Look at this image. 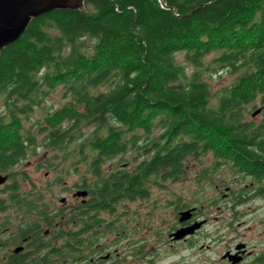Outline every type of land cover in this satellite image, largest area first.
Masks as SVG:
<instances>
[{"label":"trees","instance_id":"16d2710c","mask_svg":"<svg viewBox=\"0 0 264 264\" xmlns=\"http://www.w3.org/2000/svg\"><path fill=\"white\" fill-rule=\"evenodd\" d=\"M177 54L193 68L189 75ZM223 73L235 75L232 83L211 92L204 77ZM58 88L63 105L26 128L28 116ZM0 98L6 180L3 174L38 147L61 153L69 167L78 157L93 178L83 180L89 200L108 210L118 200L146 197L151 185L178 180L210 154L216 168L262 185L260 193L264 115L258 126L246 117L256 100L264 107V0H87L81 11L47 13L0 53ZM128 153L132 169L122 164ZM7 191L13 207L33 216L18 239H31L41 223L61 217L62 243L34 249L52 247V257L73 261L81 243L76 235L92 228L90 202L80 204L79 224L75 213H52L40 196L21 193L16 181ZM4 204L0 198L1 212ZM66 224L73 226L65 231ZM27 255L4 264L51 263L46 254Z\"/></svg>","mask_w":264,"mask_h":264},{"label":"rangeland","instance_id":"374dc122","mask_svg":"<svg viewBox=\"0 0 264 264\" xmlns=\"http://www.w3.org/2000/svg\"><path fill=\"white\" fill-rule=\"evenodd\" d=\"M212 57V55L207 57V61ZM175 62L187 68L188 75L191 73L193 68L185 63L183 54H177ZM234 77L235 75L223 73L220 76H205L204 79L210 85L211 92H215L221 87L230 85ZM63 102L62 92L58 88L33 110L24 126L31 127L46 113L59 109ZM260 105L259 100L253 104L255 110ZM255 110L251 109L246 119L253 126H258L262 116L252 117ZM4 111L3 100L0 98V114ZM54 156L55 159H53ZM60 157L61 153L44 152L43 148L38 147L35 155L27 154L26 159L11 172L3 174L8 175V179L0 185V198H3L5 202L3 207L5 211H0V264H4L8 260L9 254L22 244L18 236H22L21 230L33 219V216L26 215L24 211L21 212L13 207V203L9 199L11 193L7 191L13 181H16L19 191L29 195V198L40 196L41 200L38 203L48 205L49 211L52 213H74L75 210L81 208L80 204L83 205L82 199L73 197V194L86 189L83 186V180L89 183L93 178L91 174L87 173L85 165L78 162V157L75 158L74 168L69 167V162H62ZM132 157L133 153L122 156V164H127L128 168L132 169L134 167ZM118 162L119 159L111 162L110 165L114 166ZM49 163L52 164L50 168L46 166ZM261 186L249 178L238 176L226 167L216 168L212 155L209 154L201 158L199 162L190 163L178 180L166 181L162 187L151 185L146 197L136 198L133 201L118 200L117 203L111 204L113 205L112 209H95L96 203L89 200L87 195L84 199L90 202L94 217L89 219L88 224H91L92 228L76 235L77 241L81 242L77 249L78 254H76L79 256L78 261H71L69 258V260H63V258L57 260L50 257L51 263L48 264H96V262L92 263L91 259L96 260L98 264H147L148 260H155L156 264H182L180 260H195L190 255L187 244L175 245L174 251L166 249L164 239L167 229L160 226L162 225L161 220L164 218L163 215L176 209L192 207L211 210L237 209L248 211L239 212L238 219L264 220V190L260 193L254 192ZM244 194H248V197L237 201L239 196ZM239 202L240 204H238ZM256 210L259 212H249ZM214 214L216 215L217 212ZM223 217L229 218L226 213L223 214ZM60 221L63 222V218L56 217L52 221V225L41 223L39 231L34 234V242L30 241L24 253L31 252L34 246L40 242H44L45 245L51 244L53 247L58 243L61 244L65 233L60 230ZM262 224L251 223L249 225L246 223L245 226L223 230L217 235V239H219L217 243L202 240L200 243L210 246V250L204 251V255L211 260H218L219 256L224 254L223 249L232 247V244L237 240L250 242L256 246L258 252L263 253L264 233L261 238H254L253 235L262 233L264 222ZM72 226L66 224L64 230L68 231ZM208 229H211L210 225ZM253 229L254 231H250ZM80 230L81 227L74 231ZM45 231L49 232L50 237L44 236ZM61 233L62 237H59ZM46 252L47 250L42 247L36 252L33 251L34 255H29L28 258H39ZM107 252H111L113 255L117 253L115 260L105 262L104 257Z\"/></svg>","mask_w":264,"mask_h":264},{"label":"flooded vegetation","instance_id":"af4514ba","mask_svg":"<svg viewBox=\"0 0 264 264\" xmlns=\"http://www.w3.org/2000/svg\"><path fill=\"white\" fill-rule=\"evenodd\" d=\"M259 115L261 116L264 115V107H262L261 113ZM257 116H255L254 118H256ZM256 190H254V192H256ZM246 197H248V194L240 195L237 201L244 200ZM81 199H82L81 201L83 200L86 201V199L84 198H81ZM82 204H84V202H82ZM84 211L85 209H77L74 211L76 215L75 221L79 224L85 219L81 215ZM186 211H189L188 213L189 217L187 216L188 217L187 219H185L184 221H180L179 220L180 214ZM216 212L217 214L215 215L214 213ZM239 212H248V211H240L237 209L211 210V209L192 207V208L176 209L169 214H164L163 215L164 218L161 220L162 225L160 226H162V228L167 229V232L165 234V239H164L165 247L168 251H174L176 249L175 245L187 244V248L190 251V255L194 257L195 260H180L181 261L180 263L182 264H264V252L263 253L258 252L255 245L245 240H237L234 242V244H232V247L223 249L224 254H221L218 260H211L206 255H204L205 254L204 251L208 252L210 250V246L200 243L202 240H209V241H212V243H217L219 241V239H217V235L223 230L232 229L234 227H240L241 225L245 226L246 223H248L249 225L251 223H256V225H263L262 223L264 222V220L246 221L243 218L238 219ZM249 212L257 213L259 211L256 210V211H249ZM224 213H226L229 216V218L225 219L223 217ZM88 214H89V218L87 219L91 220L92 217H94L93 212H89ZM197 224H200V225L192 233H188L180 239H175L173 237V234L177 230L189 228ZM209 225L211 226V229H208ZM250 231H254V229ZM263 233H264V230L262 231L261 234H253L254 238H257V237L261 238L263 236ZM44 236L50 237L49 232L45 231ZM28 238L29 236L20 237L19 241H21L22 244L17 247H21L22 249L16 254L15 253L9 254L8 257L10 258L13 255H26L24 253L25 248L30 243L33 236L29 240ZM239 244H244V247L240 250L237 249L236 247ZM49 248L50 247L45 248V250H47L45 254L48 255L45 258V260H50V257L53 256V254L50 251L52 247L50 248V250ZM162 249H164V246H162ZM33 251L36 252V250L33 248L31 252L30 251L28 252L27 258L29 257V255L30 256L34 255ZM76 254H78V251H76ZM224 255L226 256V258H223ZM230 255L234 257L232 259H239V260L235 262L234 260H229L228 257ZM116 256H117V253L113 255V253L107 252L104 257V260L105 262H108L110 260H115ZM78 259H79V256L76 255L74 260L77 262ZM27 260H35V259L32 257V258H28ZM91 262L92 263L96 262V264H98L96 260L91 259ZM147 264H156V261L148 260Z\"/></svg>","mask_w":264,"mask_h":264},{"label":"water","instance_id":"95a60500","mask_svg":"<svg viewBox=\"0 0 264 264\" xmlns=\"http://www.w3.org/2000/svg\"><path fill=\"white\" fill-rule=\"evenodd\" d=\"M86 0H0V53L10 44L17 41L27 30L30 23L38 17L50 13L55 10H84V2ZM163 8L165 4L161 3ZM204 7V6H202ZM261 108L256 109L252 113V117L259 115ZM6 180L5 176H0V185ZM87 192L85 190L76 191L73 197L85 198ZM64 202V199H62ZM82 202H85L84 200ZM189 211L180 214V221H184L189 217ZM188 216V217H187ZM200 224L192 227L179 229L174 234L175 239H180L188 233H192ZM237 249H242L244 244L236 246ZM22 248L17 247L13 253H18ZM223 258H226L224 255ZM229 260L233 256L228 257Z\"/></svg>","mask_w":264,"mask_h":264}]
</instances>
